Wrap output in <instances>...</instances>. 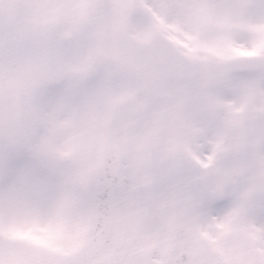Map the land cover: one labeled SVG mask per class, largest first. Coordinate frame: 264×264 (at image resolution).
<instances>
[{
  "label": "snow or ice",
  "instance_id": "snow-or-ice-1",
  "mask_svg": "<svg viewBox=\"0 0 264 264\" xmlns=\"http://www.w3.org/2000/svg\"><path fill=\"white\" fill-rule=\"evenodd\" d=\"M0 264H264V0H0Z\"/></svg>",
  "mask_w": 264,
  "mask_h": 264
}]
</instances>
